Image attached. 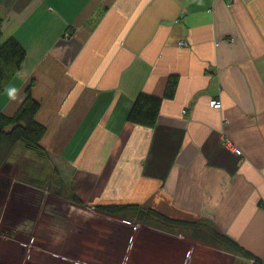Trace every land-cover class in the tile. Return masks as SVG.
<instances>
[{"label":"crops","instance_id":"0c3cea01","mask_svg":"<svg viewBox=\"0 0 264 264\" xmlns=\"http://www.w3.org/2000/svg\"><path fill=\"white\" fill-rule=\"evenodd\" d=\"M0 18L3 37L22 44L35 33L22 66L50 52L66 67L61 120L45 150L75 164L70 190L78 203L108 216L96 205L148 198L158 213L207 224L264 264V0H0ZM172 75L174 96L163 99L155 125L128 121L137 94L162 97ZM17 82L1 112L21 104L23 79ZM223 136L239 151L226 149ZM15 187L12 181L0 228ZM3 230L0 264H36L32 256L46 254L40 236L32 250L28 234ZM194 239L187 264L208 254L249 264ZM87 250L65 251L75 258Z\"/></svg>","mask_w":264,"mask_h":264},{"label":"rangeland","instance_id":"374dc122","mask_svg":"<svg viewBox=\"0 0 264 264\" xmlns=\"http://www.w3.org/2000/svg\"><path fill=\"white\" fill-rule=\"evenodd\" d=\"M42 16L43 14L40 15V19ZM30 24L35 25L32 21ZM34 37H36L35 33L32 32L22 45L28 48L35 47L36 38ZM35 65L31 67L25 62L22 67L30 73ZM13 79L15 82H12ZM13 79L7 91L15 88L17 80L23 78L16 75ZM23 84L22 94L26 86L24 79ZM8 96L5 92L0 97V103ZM5 160L9 169L5 167L4 171L0 170V177L9 178V182L6 183L9 185L8 187L6 184L0 185V190L3 191L0 192V216L7 199L6 196L10 193L9 187L12 181L16 182V187L13 190L12 201L4 212L6 217L4 216L1 220L0 236L4 233L5 225L10 227L11 234L13 232L28 234L29 248L32 250L38 248L34 243L40 236L43 239L46 254L35 258L32 256L30 260H34L36 264H187L188 254L196 242L195 237L192 236V238L190 235H196L192 228L164 223L157 218L142 223L137 220L136 216H128L122 221V217L119 220L116 217L96 213L94 206L89 208L86 203L82 202L83 200L82 203L76 202L77 207L66 206L62 203L65 202L64 200L55 198L53 194L69 199L68 196L72 194L70 187H72L76 166L73 162L63 160L58 155H49L46 150L36 152L18 144L13 147ZM13 165L19 166L20 170L16 171ZM20 184L22 188H19ZM40 190L47 192L42 195L41 199L38 197ZM117 194L113 192L111 195L116 196ZM147 200L148 198H144L141 202L111 203L136 205L154 210L149 207ZM35 220L38 222L34 225ZM157 221L159 225L155 224ZM161 225L163 228L160 227ZM179 233L182 235H178ZM204 242L212 244L208 240ZM89 246H92L91 251L87 250L88 253L83 255L82 251H78L75 258L65 251L74 250L75 247ZM54 252L60 255L52 257L51 254ZM192 257L195 261L196 256ZM242 257L249 264L256 263L254 258ZM198 258L200 261L198 260L196 264H226L227 261L223 255L216 257L208 254L207 257L199 256ZM234 264H239V262H234Z\"/></svg>","mask_w":264,"mask_h":264},{"label":"trees","instance_id":"16d2710c","mask_svg":"<svg viewBox=\"0 0 264 264\" xmlns=\"http://www.w3.org/2000/svg\"><path fill=\"white\" fill-rule=\"evenodd\" d=\"M2 26L3 19L0 18V94L4 92L14 76L19 75L26 81L24 97L19 107L10 114L0 111V170L4 171L5 167L9 168L5 159L18 143L36 152L45 151L46 145L61 120L59 102L68 82L65 65L50 52L45 54L29 74L26 73L22 67L26 57L24 46L14 36L3 37ZM177 80L176 75L168 77L162 97L144 92L137 94L127 120L146 127H153L163 99L173 98ZM8 182L9 178L0 177V185L3 186ZM0 192L3 191L0 190ZM68 198L74 202L79 200L74 194H70ZM96 209L118 218L136 216L137 220L142 223L157 218L164 223L190 227L196 233L193 236L207 239L228 252L254 258L255 264H261L259 258L207 224L201 225L169 218L152 209L136 205L111 203L96 205ZM155 224L159 225L158 221ZM160 227L163 228V225Z\"/></svg>","mask_w":264,"mask_h":264},{"label":"built area","instance_id":"2783aa9c","mask_svg":"<svg viewBox=\"0 0 264 264\" xmlns=\"http://www.w3.org/2000/svg\"><path fill=\"white\" fill-rule=\"evenodd\" d=\"M185 43L184 42H180V45H184ZM210 106L211 107H214V108H220L221 107V101L218 100V99H212L210 101ZM223 139V144L225 146L226 149L232 151V152H238V148H237V145L235 143H233L229 138L223 136L222 137ZM82 207V205H81Z\"/></svg>","mask_w":264,"mask_h":264},{"label":"clouds","instance_id":"9594fccd","mask_svg":"<svg viewBox=\"0 0 264 264\" xmlns=\"http://www.w3.org/2000/svg\"><path fill=\"white\" fill-rule=\"evenodd\" d=\"M15 93H16V89H14V88L8 90V95H9V97L11 99H15L16 98Z\"/></svg>","mask_w":264,"mask_h":264}]
</instances>
